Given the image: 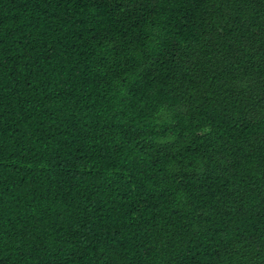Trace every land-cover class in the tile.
Listing matches in <instances>:
<instances>
[{"label":"trees","instance_id":"16d2710c","mask_svg":"<svg viewBox=\"0 0 264 264\" xmlns=\"http://www.w3.org/2000/svg\"><path fill=\"white\" fill-rule=\"evenodd\" d=\"M0 264H264V0H0Z\"/></svg>","mask_w":264,"mask_h":264}]
</instances>
